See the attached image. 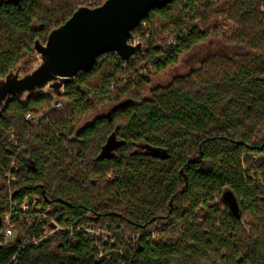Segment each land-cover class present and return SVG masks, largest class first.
Segmentation results:
<instances>
[{
  "label": "trees",
  "instance_id": "1",
  "mask_svg": "<svg viewBox=\"0 0 264 264\" xmlns=\"http://www.w3.org/2000/svg\"><path fill=\"white\" fill-rule=\"evenodd\" d=\"M103 2L0 0V80L24 59L28 69L79 7ZM143 21L133 59L107 53L64 97L14 98L0 114V224L38 197L69 227L24 245L48 221L13 216L0 264H264V0H173ZM209 37L222 52L145 95L153 75ZM111 137L125 143L102 157ZM86 222L101 234L76 229Z\"/></svg>",
  "mask_w": 264,
  "mask_h": 264
},
{
  "label": "water",
  "instance_id": "2",
  "mask_svg": "<svg viewBox=\"0 0 264 264\" xmlns=\"http://www.w3.org/2000/svg\"><path fill=\"white\" fill-rule=\"evenodd\" d=\"M173 0H106L99 6H81L62 25L50 31L45 43L39 44L32 66L25 69L24 59L0 80V114L12 99L26 102L34 97L61 98L66 87L81 72H89L107 53L116 52L123 61L135 56L142 44H131L133 30L155 9ZM125 142L111 137L101 156H111ZM233 213L239 205L231 190L224 193Z\"/></svg>",
  "mask_w": 264,
  "mask_h": 264
},
{
  "label": "built area",
  "instance_id": "3",
  "mask_svg": "<svg viewBox=\"0 0 264 264\" xmlns=\"http://www.w3.org/2000/svg\"><path fill=\"white\" fill-rule=\"evenodd\" d=\"M138 27H142L143 29H146L147 22L142 21L140 23V25L137 26L135 29H137ZM176 40H177V33H170V34H168L166 45L175 44ZM130 43L134 44V45H137L139 43L142 44L141 35L140 34H135V35L132 34V38L130 39ZM136 55L133 56L131 59L136 57ZM119 58L121 59L120 56H119ZM127 61H129V60H127ZM63 104H64V102L62 100H60V101L55 102L53 106L54 107H61ZM7 176H8L9 181H11V182L15 181V178L12 177L10 173L7 174ZM14 210L15 209L13 208V210L7 211L5 213V215L3 216V219H2L1 224H0V244L4 240L13 239L17 235L16 225L13 223V216L18 217L20 213H21V215H23V217L26 218V221L29 223V225H31L33 221L34 222H36V221L37 222L48 221V225H46L44 227L43 232H41L39 234H35L32 237L29 236V237L25 238L23 241L24 245H30V244L38 245L39 243H42L44 240L48 239L49 237L54 236L58 232H61L63 230L65 231V230L69 229L68 226H64L58 222L57 216L50 215L53 212L50 207L44 208L42 205L39 204V198L38 197H34L32 200L25 199V201L21 205L20 212L14 211ZM76 229L80 232H84L86 237L89 236L91 238H94L96 235L101 234V231L99 229H97L96 226L94 225V223H92V222L77 224ZM104 235L105 234H103V236ZM70 237L74 238V232L73 231L70 232ZM17 256H18V254H16L12 258V260L16 261Z\"/></svg>",
  "mask_w": 264,
  "mask_h": 264
},
{
  "label": "rangeland",
  "instance_id": "4",
  "mask_svg": "<svg viewBox=\"0 0 264 264\" xmlns=\"http://www.w3.org/2000/svg\"><path fill=\"white\" fill-rule=\"evenodd\" d=\"M105 1L106 0H104V2ZM223 46H224L223 43L217 37H209L205 41L199 43L197 46L192 48L190 51L183 53L180 56L179 62L177 64L171 65L166 70L152 76V82L149 85L148 91L145 95L146 96L149 95L150 90L153 88L159 86H168L175 78L180 76H186L190 74L192 71L199 69L201 67L202 61L206 57L215 53L222 52ZM32 64L33 62L31 63L29 68L32 66ZM60 100L64 102L66 99L62 98ZM108 111H109L108 106L100 108L90 119H88L87 122L93 120L97 116L107 114ZM39 118H40L39 115L28 116V119L32 120L33 122L38 121Z\"/></svg>",
  "mask_w": 264,
  "mask_h": 264
}]
</instances>
